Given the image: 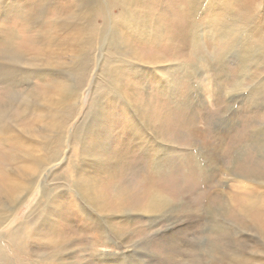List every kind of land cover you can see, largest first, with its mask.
I'll return each instance as SVG.
<instances>
[{"label":"rangeland","instance_id":"1","mask_svg":"<svg viewBox=\"0 0 264 264\" xmlns=\"http://www.w3.org/2000/svg\"><path fill=\"white\" fill-rule=\"evenodd\" d=\"M0 116V263L264 264V0H0Z\"/></svg>","mask_w":264,"mask_h":264},{"label":"bare ground","instance_id":"2","mask_svg":"<svg viewBox=\"0 0 264 264\" xmlns=\"http://www.w3.org/2000/svg\"><path fill=\"white\" fill-rule=\"evenodd\" d=\"M82 42H83V45L84 46H88V44L90 43V40L88 41H86L85 40V37L82 39ZM236 45V44H235ZM85 55V54H84ZM11 56V55H10ZM80 59H82L83 60V56H80ZM112 84V83H111ZM67 86V85H66ZM61 87V86H60ZM71 88V87H70ZM262 89V88H261ZM61 90V89H60ZM94 91V90H93ZM62 92V91H61ZM76 91L74 90V89H70L68 92H67V94L66 95H68L69 97H71L74 93H75ZM118 92V91H117ZM27 93V92H26ZM28 94V93H27ZM95 94V93H94ZM65 95V94H64ZM65 95V96H66ZM34 96V95H33ZM74 96V95H73ZM72 96V97H73ZM30 97V96H29ZM37 97V96H36ZM41 98V97H40ZM51 98V97H50ZM62 99H64V97H61ZM66 98H68V97H66ZM47 99V98H46ZM66 100V99H65ZM51 102V101H50ZM67 101H65V103H66ZM11 103V102H10ZM42 105H44V104H42ZM11 106V105H10ZM17 105H15V107H16ZM18 107V106H17ZM13 108H14V106H13ZM12 108V109H13ZM9 111H11V110H9ZM56 113H58L57 111H58V109H55L54 110ZM64 111V110H63ZM38 112V111H37ZM54 112V113H55ZM52 113V112H51ZM51 113H49V114H51ZM2 114V113H1ZM9 114V113H8ZM2 116V115H1ZM1 116H0V118H1ZM51 116H52V114H51ZM54 116V115H53ZM55 116H57L56 114H55ZM63 116H64V114H63ZM67 116V115H66ZM47 118H49V117H47ZM50 119V118H49ZM57 119L59 120L60 118H58L57 117ZM84 119V118H83ZM58 120H56V121H58ZM71 120V119H70ZM53 121V120H52ZM55 121V122H56ZM86 121V120H85ZM55 122H52V123H54V124H52V127L53 126H55V125H58L59 124V121L57 122V123H55ZM62 122V121H61ZM80 122V121H79ZM51 123V122H50ZM63 123V122H62ZM84 123V122H83ZM2 124H3V126H4V122L2 121ZM2 124L0 125V126H2ZM79 125L80 124H82V121H81V123H78ZM84 125H85V123H84ZM64 126H65V124H64ZM49 127H50V124H49ZM60 127V126H59ZM62 127V126H61ZM82 127V126H81ZM88 127V126H87ZM91 127V126H90ZM77 128V127H76ZM89 128V127H88ZM8 129V128H7ZM62 129H64V128H62ZM52 130V129H51ZM79 130V129H78ZM84 130V129H83ZM82 130V131H83ZM1 131H3V130H1ZM0 131V132H1ZM86 131V130H85ZM89 131V130H88ZM4 132V131H3ZM7 132V131H6ZM49 132V131H48ZM53 132V131H52ZM61 132H62V130H61ZM73 132H75V130L73 131ZM77 132V131H76ZM87 132V131H86ZM4 134H6V133H4ZM7 134H8V132H7ZM6 134V135H7ZM77 134H78V132H77ZM5 136V135H4ZM75 136V135H74ZM263 136V135H262ZM50 137V136H49ZM58 137H60V136H58ZM76 137V136H75ZM74 137V138H75ZM61 138V137H60ZM77 138H79V137H77ZM5 139V138H4ZM14 140V139H13ZM61 140V139H60ZM1 141V140H0ZM24 142H25V140H23ZM62 141V140H61ZM6 142V141H5ZM17 142H19V141H17ZM27 142H29V141H27ZM52 142V141H51ZM65 142V141H64ZM26 143V142H25ZM4 144V142L2 143V145ZM50 147H51V145H50ZM60 149V148H59ZM24 151V150H23ZM20 154H22V153H20ZM15 156H19V155H15ZM21 157V156H20ZM23 157V156H22ZM17 158L18 157H16V159H14V160H17ZM24 159H27L28 160V165L29 166H27V168L28 169H31V170H34V171H36V170H39V166H41L43 169L45 168L44 167V160L43 161H41L40 163H39V158H37L36 156H34L33 154H31L29 151H26L25 152V154H24ZM24 159H22V160H24ZM19 160V159H18ZM25 161V160H24ZM55 161V160H54ZM26 162V161H25ZM15 163V162H14ZM19 163V162H18ZM55 164H57V163H55ZM13 215V214H12ZM11 215V216H12ZM11 216L9 217V222L11 221ZM25 223V222H24ZM23 225V224H22ZM24 226V225H23ZM24 228H25V226H24ZM23 228V229H24ZM21 228H19V229H16L14 232L13 231H11V235H12V238L10 239L11 240V242H13V244H14V237H16V234L18 233V231L20 230ZM27 230V228L25 229V231ZM13 232V233H12ZM7 234V233H6ZM18 235V234H17ZM9 236V235H8ZM22 236H24V235H22ZM0 237H5V234H2ZM7 237V236H6ZM23 238V237H22ZM9 239V238H8ZM13 239V240H12ZM18 240V239H17ZM189 240V239H188ZM6 241V240H5ZM23 241V240H22ZM17 242V241H16ZM19 243V242H18ZM24 243V242H23ZM9 245V244H8ZM24 245V244H23ZM15 246H16V244H15ZM14 246V247H15ZM17 246H19V245H17ZM16 246V247H17ZM1 247V246H0ZM21 247V246H20ZM19 248V247H18ZM19 250H20V248H19ZM18 250V251H19ZM1 251V250H0ZM23 253H25L24 251H23ZM21 254H22V252H21ZM3 255V254H2ZM2 255H1V257H2ZM8 255V254H7ZM4 256V255H3ZM24 256V255H23ZM5 257H7V256H5ZM59 257V256H58ZM4 258V257H3ZM34 258V257H33ZM9 260H10V258H9ZM17 260V259H16ZM23 262H24V259H23ZM10 263H11V261H10ZM16 263V262H15ZM21 263V262H20ZM20 263H18V264H20ZM0 264H2V263H0ZM9 264V263H8Z\"/></svg>","mask_w":264,"mask_h":264}]
</instances>
